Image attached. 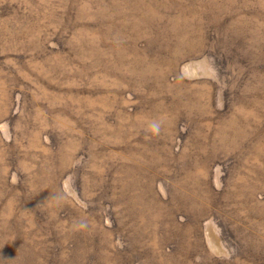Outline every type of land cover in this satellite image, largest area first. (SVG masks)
<instances>
[{
  "label": "rangeland",
  "instance_id": "obj_1",
  "mask_svg": "<svg viewBox=\"0 0 264 264\" xmlns=\"http://www.w3.org/2000/svg\"><path fill=\"white\" fill-rule=\"evenodd\" d=\"M0 264H264V0H0Z\"/></svg>",
  "mask_w": 264,
  "mask_h": 264
},
{
  "label": "clouds",
  "instance_id": "obj_2",
  "mask_svg": "<svg viewBox=\"0 0 264 264\" xmlns=\"http://www.w3.org/2000/svg\"><path fill=\"white\" fill-rule=\"evenodd\" d=\"M150 128L151 130L155 133V132H159L160 129V124L158 122H152L150 124Z\"/></svg>",
  "mask_w": 264,
  "mask_h": 264
}]
</instances>
